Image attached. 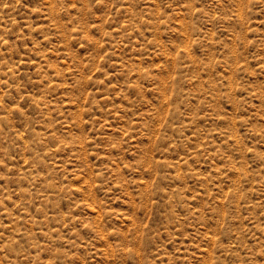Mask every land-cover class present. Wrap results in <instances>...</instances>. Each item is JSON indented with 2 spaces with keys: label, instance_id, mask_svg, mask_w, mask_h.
<instances>
[{
  "label": "rangeland",
  "instance_id": "1",
  "mask_svg": "<svg viewBox=\"0 0 264 264\" xmlns=\"http://www.w3.org/2000/svg\"><path fill=\"white\" fill-rule=\"evenodd\" d=\"M0 264H264V0H0Z\"/></svg>",
  "mask_w": 264,
  "mask_h": 264
}]
</instances>
